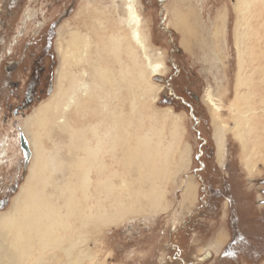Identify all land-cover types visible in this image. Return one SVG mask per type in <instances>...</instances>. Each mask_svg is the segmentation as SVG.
<instances>
[{"label":"rangeland","instance_id":"1","mask_svg":"<svg viewBox=\"0 0 264 264\" xmlns=\"http://www.w3.org/2000/svg\"><path fill=\"white\" fill-rule=\"evenodd\" d=\"M243 3L136 0L147 50L154 59L164 62L166 71L150 75L139 52L153 86L140 82V78L134 90L116 85L106 111L109 116L122 107L128 112L133 90L138 106V115L133 118L136 130L142 128V133L145 130L167 141L175 126L174 117H178L180 133L168 171L155 181L163 189L164 210L153 214L137 211L139 203L146 200L143 196L133 200V193L143 191L144 195L149 189L151 181L144 180L148 170L140 172L139 166H145L142 161L128 160L120 149L108 153L106 159L115 164L103 172L106 182L101 201L108 209L103 207L101 214L111 217V205L115 204L119 221L116 225L91 221L85 231L86 241L70 255L63 249L39 251V264H264V0H250L249 7ZM125 6L123 0H0V193H8L5 208L25 183L33 155V150L27 156L22 152V125L55 89L59 72L70 69L56 50L58 45L72 30L91 36L100 47L118 29L122 37L130 35ZM182 12L188 13L192 24L185 33L190 41L186 45L182 32L174 29L176 16ZM50 20H60L54 38V78L49 87L42 81L41 97L16 112L24 101L23 85L32 53L34 57L39 45V31ZM244 21L248 27H244ZM238 32L246 35L239 39ZM239 48L244 52L242 57ZM97 58L102 66L111 67L104 51ZM12 61L18 67L7 78L13 91L8 93L10 88H4L3 80L5 67ZM87 67L73 63L72 70L80 78ZM68 119L75 128L86 126L76 125L70 111ZM157 130L163 134L158 135ZM216 133L223 137L221 158L217 157ZM43 139L60 160L70 159L73 150L68 136L56 126ZM189 181H194L198 189L192 204L182 202ZM96 203L94 200L92 205ZM240 231L248 241L241 249L249 248L244 253L249 251L250 258L240 253L222 256ZM70 238L77 240L75 236ZM71 239L61 245H70ZM179 246L184 254L174 258V248ZM255 251H261V255H251ZM6 255L0 251V264H14Z\"/></svg>","mask_w":264,"mask_h":264},{"label":"bare ground","instance_id":"2","mask_svg":"<svg viewBox=\"0 0 264 264\" xmlns=\"http://www.w3.org/2000/svg\"><path fill=\"white\" fill-rule=\"evenodd\" d=\"M123 1L129 14L127 25L130 35L122 37L118 29L100 47L91 36L78 30L70 31L65 42L56 49L70 69L59 72L55 89L47 99L35 106L22 125L30 142L29 149L33 150L28 176L10 205L0 209V251L2 255L7 254L14 264H39L42 260L39 251L63 249L70 255L74 248L86 241L85 231L91 221L96 223L99 220L101 225L117 224L120 216L115 204L111 205L114 213L111 217L101 214L103 207L107 208L101 201V196L105 181L103 172L110 164H115V161L109 162L106 155L115 154L118 149L128 160L142 161L145 166H139L140 172L148 170L144 180L151 181L148 183L149 189L144 190V195L141 194L143 191L133 193V200L139 201L143 197L146 200L139 203L137 211L153 214L164 210L163 189L155 181L165 177L168 171L169 158L180 133L178 117H174L175 126L169 141L145 130L142 133V130L139 131L142 128L136 130L133 118L138 115V106L136 99L132 97L135 95V81L140 78V82L143 80L150 87L153 86L146 76L139 52H142L145 60L142 59L150 75H163L166 67L163 61L154 59L147 50L141 33L142 19L136 9V0ZM242 1L249 7L250 0ZM244 12L240 15L241 19L244 18ZM188 17L187 12H182L177 14L176 23L174 22V29L184 35V44L190 43L185 36L190 25ZM29 18L30 16L27 19ZM245 21L244 27H248V22ZM171 23L172 21L169 25ZM243 35L246 33H237L239 39ZM105 43L108 46L103 49ZM102 51L111 67L100 64L97 57ZM243 53L239 48L240 57ZM73 63L88 66L83 68L80 78L73 73ZM120 84L133 89L129 93V111L125 112L122 107L109 116L106 111L110 100L108 97L113 93L112 89ZM69 111L72 116L75 115L76 125L86 123V126L75 128L68 119ZM111 117L113 120L110 122ZM54 126L68 136L73 150L68 161L60 160L44 143V136L49 137ZM162 130H157V134L162 135ZM216 141L217 157L221 158L224 146L220 133H216ZM115 159H118L117 156ZM57 174L60 176L57 177ZM144 185L142 184L143 187ZM196 190V183L189 181L182 202H196ZM139 197L142 198L138 199ZM94 200L97 203L92 205ZM129 212L133 210L130 208ZM73 236L76 241L70 238ZM67 239H71L70 245H61Z\"/></svg>","mask_w":264,"mask_h":264},{"label":"flooded vegetation","instance_id":"3","mask_svg":"<svg viewBox=\"0 0 264 264\" xmlns=\"http://www.w3.org/2000/svg\"><path fill=\"white\" fill-rule=\"evenodd\" d=\"M59 24H60V20H50L45 24H42L41 30L39 31L38 34L39 45L37 47V50H35L34 52V57L32 53V59L30 60V64L28 68L29 69L28 76L24 81V83L26 84L23 85L24 101L20 106L16 107L17 109L16 112H18V108L21 109L28 108L30 104L40 96L42 92V90L40 89V83L42 81H44L47 87H49L52 79L54 78V73H53V68L55 67L54 38L56 34V28ZM17 67H18V63L14 61H12L9 65L5 67L6 80H3L4 88L6 89L7 87L10 88V85H12L10 80H7V78L17 69ZM11 91L12 88L8 90V93H11ZM19 138H20V145L23 154L25 156L29 155L26 148L24 147V145L27 146L28 144L25 135L22 133L20 134ZM23 138L25 141L24 145L22 143ZM7 197H8L7 192L4 191L0 193V209H3V207L6 205L8 201ZM174 250H175L174 258H177L176 254L178 253L180 255L184 254V249L181 248L180 246L178 248L175 247ZM178 258H180L179 255Z\"/></svg>","mask_w":264,"mask_h":264},{"label":"trees","instance_id":"4","mask_svg":"<svg viewBox=\"0 0 264 264\" xmlns=\"http://www.w3.org/2000/svg\"><path fill=\"white\" fill-rule=\"evenodd\" d=\"M202 154L204 155V151ZM237 220L238 218L235 219V222H237ZM246 239L247 237L244 235V232L240 231V234L235 235L234 238L230 240L229 244L225 247L222 253V256L223 254H229L230 256H232V255L240 253V254H243L245 257H249V254H248L249 251H246V253H244L245 250H249V248L245 250H243V248L241 249V247H244L248 244V241ZM250 253L251 255L252 254L261 255V251H255L254 253L253 252H250Z\"/></svg>","mask_w":264,"mask_h":264},{"label":"water","instance_id":"5","mask_svg":"<svg viewBox=\"0 0 264 264\" xmlns=\"http://www.w3.org/2000/svg\"><path fill=\"white\" fill-rule=\"evenodd\" d=\"M24 142H25V141H24V138H23V139H22V143H23V145H24ZM24 147L26 148L27 152L29 153V152H30V149H29L28 144H27V146L24 145Z\"/></svg>","mask_w":264,"mask_h":264},{"label":"crops","instance_id":"6","mask_svg":"<svg viewBox=\"0 0 264 264\" xmlns=\"http://www.w3.org/2000/svg\"><path fill=\"white\" fill-rule=\"evenodd\" d=\"M222 239H223V236H222ZM222 239H221V240H222Z\"/></svg>","mask_w":264,"mask_h":264}]
</instances>
